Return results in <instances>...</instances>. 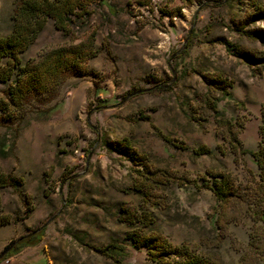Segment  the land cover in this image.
Segmentation results:
<instances>
[{"label":"rangeland","instance_id":"rangeland-1","mask_svg":"<svg viewBox=\"0 0 264 264\" xmlns=\"http://www.w3.org/2000/svg\"><path fill=\"white\" fill-rule=\"evenodd\" d=\"M17 1L0 0V37L12 32ZM254 3L97 1L90 16L72 18L68 33L48 19L20 54L22 64L93 37V74L67 77L52 99L31 98L11 128H0L14 142L11 155L0 157V173L24 181L19 193L0 190L2 213L15 220L0 227V259L11 242L45 228L37 245L0 264H154L131 232L159 234L217 264H264V217L254 213L264 216V202L255 200L258 169L226 149L222 127L236 124L243 147L257 149L264 70L255 75L261 67L215 42L262 55V44L238 30L264 28L263 21L242 25ZM204 76L232 85L217 119L201 99ZM7 88L0 83V99ZM200 146L213 154L194 155ZM209 170L233 176L240 196L229 209L205 187ZM110 244L120 248L111 257L94 250Z\"/></svg>","mask_w":264,"mask_h":264},{"label":"trees","instance_id":"trees-1","mask_svg":"<svg viewBox=\"0 0 264 264\" xmlns=\"http://www.w3.org/2000/svg\"><path fill=\"white\" fill-rule=\"evenodd\" d=\"M97 1L104 0H18L13 16V29L10 35L0 37V83L8 84L4 90L5 96L0 99V128H11L20 118L21 112L33 97L52 99L63 81L70 76H85L93 74L88 67L89 60L95 56L94 38L91 37L86 43L71 46H61L53 49L42 59L31 60L22 64L20 54L24 53L36 40L39 33L45 27L48 19H52L57 29L68 33L72 18L83 19L92 14L90 7ZM253 11L247 16L242 25L253 24L256 21L264 22V6L258 0H254ZM238 30L250 41H259L264 47V28L256 30H244L241 26ZM215 42L222 43L236 57L248 64L251 68L261 67L255 75L261 76L264 70V53L256 56L253 53L242 51L237 45L230 44L226 39L217 38ZM182 58V57H181ZM178 67V66H177ZM14 77H16L14 79ZM205 92L202 101L209 109L219 117L221 112L217 105L221 100L231 97L229 88L231 83L226 79H212L202 77ZM152 90H149L151 92ZM56 106L48 109L49 112L55 110ZM222 127L225 130L223 141L226 149L235 157L248 155L254 166L258 169V180L255 186V200L264 202V104L261 107V124L259 126V142L255 151L246 150L238 135L240 128L236 124L225 120ZM16 134V133H15ZM160 137H163L159 133ZM167 142V138H163ZM14 146L10 136L0 137V157L7 158L11 155ZM127 148V146L125 147ZM125 148L113 147L112 150L118 153L128 151ZM196 156L213 154L207 146H200L192 150ZM130 153V152H129ZM131 154H136L131 152ZM153 174V172H151ZM205 187L212 191L221 210L229 209L232 201L240 196V190L230 173L225 171L205 172ZM143 183V182H140ZM24 181L10 174L0 173V190L11 188L19 193ZM145 183L142 184V186ZM144 188V186H143ZM140 191V189H139ZM141 192V191H140ZM258 204V203H257ZM258 206V205H257ZM32 208H25V216L29 217ZM261 214L263 211H255ZM145 220L151 224L154 222L151 215L145 214ZM15 221L13 218L2 213V202L0 198V227ZM128 221H131L129 219ZM218 222L217 218L214 223ZM38 230V229H37ZM43 227L36 234L28 237H21L20 241H13L6 247L7 253L0 259V263L5 259L15 255L19 250L27 246L37 245L42 240ZM33 230L32 232H34ZM31 232V233H32ZM130 240L138 248L144 247L147 250L149 260L154 264H217L213 257H207L197 253L186 246H173L169 241L159 234H139L131 232L128 234ZM119 247L110 244L106 248L94 249L104 256L110 253H117Z\"/></svg>","mask_w":264,"mask_h":264},{"label":"water","instance_id":"water-1","mask_svg":"<svg viewBox=\"0 0 264 264\" xmlns=\"http://www.w3.org/2000/svg\"><path fill=\"white\" fill-rule=\"evenodd\" d=\"M195 20H196V15H195ZM53 218H54V217H53ZM53 218H52V219H53ZM42 228H43V227H40L38 230H35L34 232H32V233H30V234H28V235H26V236H24V237H28V236H30V235H32V234H36V233L39 232ZM20 240H21V239L17 240V242L20 241ZM8 250H9V249H8ZM8 250H7V251H8ZM7 251H5L4 254L7 253Z\"/></svg>","mask_w":264,"mask_h":264}]
</instances>
